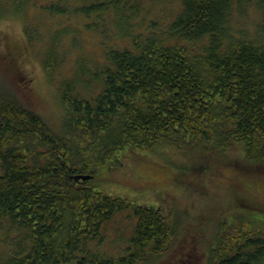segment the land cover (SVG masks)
Here are the masks:
<instances>
[{
  "label": "trees",
  "instance_id": "obj_1",
  "mask_svg": "<svg viewBox=\"0 0 264 264\" xmlns=\"http://www.w3.org/2000/svg\"><path fill=\"white\" fill-rule=\"evenodd\" d=\"M0 1L21 14L29 7L73 16L103 35L113 23L128 36L94 72L78 65L92 92L68 82L60 129L0 80V264H140L160 253L169 237L161 211L91 179L129 154L173 159L196 149L214 169L233 147L264 161V0H172L163 20L138 23L147 0ZM123 211L135 220L132 233L118 254L105 253L104 224ZM213 238L207 264H264V225L250 215Z\"/></svg>",
  "mask_w": 264,
  "mask_h": 264
},
{
  "label": "rangeland",
  "instance_id": "obj_2",
  "mask_svg": "<svg viewBox=\"0 0 264 264\" xmlns=\"http://www.w3.org/2000/svg\"><path fill=\"white\" fill-rule=\"evenodd\" d=\"M140 6L135 23L163 20L177 4L147 0ZM0 7L1 84L49 126L60 129V98L68 82L81 83L84 95L92 92L86 90L85 82L90 80L86 73H78V65L82 61L88 72H94L92 64L102 60L114 42L122 47L128 44V36H120L113 23L103 35L98 28L82 27V21L73 16L68 20L52 17L29 7L21 14L1 1ZM251 23V18L245 21L246 27ZM26 25L37 34L35 38L33 33L25 34ZM54 46L55 53L51 51ZM195 150L181 149L173 159L153 153L129 154L121 163L101 167L91 178L107 194L127 195L153 205L167 221L169 237L164 248L154 257L147 255L140 264H207L208 247L215 245L217 231H232L238 217L249 215L264 225V161H247L232 147L213 169L202 163ZM205 156L206 161L213 158ZM134 222L126 211L112 216L104 224L105 237L99 248L118 254L127 244Z\"/></svg>",
  "mask_w": 264,
  "mask_h": 264
},
{
  "label": "water",
  "instance_id": "obj_3",
  "mask_svg": "<svg viewBox=\"0 0 264 264\" xmlns=\"http://www.w3.org/2000/svg\"><path fill=\"white\" fill-rule=\"evenodd\" d=\"M89 176H90V174H86V175L77 174V175L75 176V179H76V178L86 179V177H89Z\"/></svg>",
  "mask_w": 264,
  "mask_h": 264
}]
</instances>
